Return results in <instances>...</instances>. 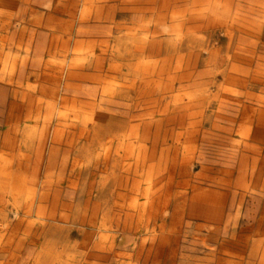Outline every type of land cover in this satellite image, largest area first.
<instances>
[{"label":"rangeland","instance_id":"obj_1","mask_svg":"<svg viewBox=\"0 0 264 264\" xmlns=\"http://www.w3.org/2000/svg\"><path fill=\"white\" fill-rule=\"evenodd\" d=\"M13 1L20 2L16 7L22 12L34 0ZM37 1L40 12H56L67 21L70 48L78 55L102 54L104 66L135 64L139 56L129 54L146 39L148 53L143 55L149 73L142 87L149 95H119L117 81L102 82L79 110V120L51 108L52 99L40 92V85L25 88L31 81L23 82V88L0 87V165L1 156L12 153L11 170L22 176L24 194L18 213L12 196L5 197L0 223L5 219L10 228L18 222L22 226L14 241L6 243L0 224V243L5 244L0 263L11 264L13 258L14 264H264V218L259 221L264 211L247 221L255 207L248 198L222 199L223 220L228 228L235 223L233 235L223 226L183 218L199 187L221 177L230 143L237 141L216 132L213 106L204 97L212 75L224 68L223 52L216 64L205 62L219 42L199 54L197 45L178 47L172 40L180 19H187L200 0H89L104 18L88 22L79 20L88 0ZM201 1L219 15L232 13L237 0ZM16 20L19 26L21 20ZM39 39L24 42L35 45ZM185 72L188 77L180 76ZM43 86L53 89L51 82ZM98 113L124 117L118 134L125 136L103 147L94 144L86 153L80 130L91 123L81 119ZM29 130L31 139L26 137ZM220 245L226 250H219Z\"/></svg>","mask_w":264,"mask_h":264},{"label":"bare ground","instance_id":"obj_2","mask_svg":"<svg viewBox=\"0 0 264 264\" xmlns=\"http://www.w3.org/2000/svg\"><path fill=\"white\" fill-rule=\"evenodd\" d=\"M201 2L200 0L198 4H195L187 19H180L178 31L172 40L178 47L185 43H189L191 46L197 45L199 54L206 50V45L219 42V46L210 51L205 62L213 61L216 64V57L223 52L221 61L224 68L222 67L220 71L216 72V75H212L213 81H210L207 94H204V97H207L209 105L213 106L212 114L215 116L214 128L216 132L222 138H236L237 141L230 143V156H226L229 158H226L227 163L221 177L210 180V183L205 187H199L198 192L189 201L183 218L187 222L202 221L212 226H223L225 232L231 229L230 235H233L235 223L231 228H228L230 226H228L227 220L226 222L223 220L222 199L231 195L239 196L240 201L246 198L253 201L255 207L247 221L254 220L259 211H264V0H237L232 13L224 12L219 15H214L216 12L208 7L207 3ZM19 3L13 0H0V87L23 88V82L31 81L34 85L26 84L25 88L32 89L33 86L40 85V92L52 99L53 107L51 106V108H56L62 116L70 115L79 120V110L89 103L97 91V85L102 82L117 81L119 95H125L124 91L126 93L135 91V93L141 94L142 98L149 95L147 88L142 87L144 75L149 73L147 56L143 55L148 53L146 39H144L145 43H143L144 41L137 42L138 44L135 42L134 53L129 55L135 57L137 54L140 60L135 64L124 63L126 71L123 70L124 66L121 62L114 61L104 66L102 54L86 52L78 55L75 49L70 48L67 43L71 40L72 31L67 21L55 14L56 12H40L38 8L42 3L37 0L32 1L31 5L28 4L29 8L23 9L21 12L19 7H16ZM93 8V3L88 0L80 10L79 20L88 22L91 19L101 20L104 18L97 11L94 12ZM24 10L26 12H23ZM18 18L21 20L19 26L15 24ZM217 33L221 34L220 39L217 38ZM36 36L40 39L35 45L24 42L25 39L29 42ZM14 44H17L15 49H13ZM198 66L200 68V65ZM186 75L188 77V73L185 72L180 76L186 78ZM217 77H221V79L217 80ZM49 82L53 84L51 90L43 86ZM85 82H89L90 85H85ZM16 100L18 101V99ZM102 114L98 113L94 117H82L81 119L83 122L89 120L91 123L89 127L83 125L80 130L81 136L87 142V146L83 148L86 153L92 146L103 147L107 142L114 139L119 140L125 136L121 133L118 134V131L121 130L118 128L125 124V121L122 120L124 117L118 118ZM99 118H103L104 122H100ZM35 119L37 118L35 117ZM31 136L32 130H29L26 137L31 139ZM10 154L12 153L6 152L4 156H1L0 215L4 212L7 195L12 196L17 213L22 204L20 199L24 196L23 179L18 174L20 171H17L18 175H14V171L11 170ZM22 156L26 157L25 154ZM104 156L103 163L106 161V154ZM85 165H88V162ZM262 218L264 216H261L259 221ZM2 222L0 223L2 226L1 238L7 236L6 243L14 241L13 236L19 234L22 224L18 222L13 228H10L9 222H6L5 219ZM223 222L225 223L223 224ZM218 249L224 251L226 247L220 245ZM4 250L5 244L0 243V253ZM11 264H14L13 258Z\"/></svg>","mask_w":264,"mask_h":264}]
</instances>
